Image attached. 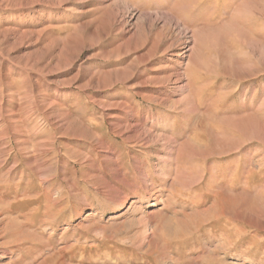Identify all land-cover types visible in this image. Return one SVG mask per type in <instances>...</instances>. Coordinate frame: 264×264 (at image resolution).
<instances>
[{"label":"rangeland","instance_id":"rangeland-1","mask_svg":"<svg viewBox=\"0 0 264 264\" xmlns=\"http://www.w3.org/2000/svg\"><path fill=\"white\" fill-rule=\"evenodd\" d=\"M0 264H264V0H0Z\"/></svg>","mask_w":264,"mask_h":264},{"label":"bare ground","instance_id":"bare-ground-1","mask_svg":"<svg viewBox=\"0 0 264 264\" xmlns=\"http://www.w3.org/2000/svg\"><path fill=\"white\" fill-rule=\"evenodd\" d=\"M117 197H118V195H117ZM124 202V201H123Z\"/></svg>","mask_w":264,"mask_h":264}]
</instances>
